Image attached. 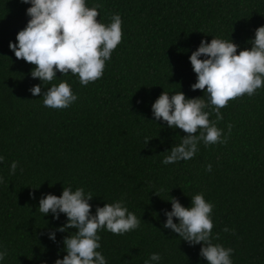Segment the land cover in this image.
Instances as JSON below:
<instances>
[{
	"label": "trees",
	"instance_id": "1",
	"mask_svg": "<svg viewBox=\"0 0 264 264\" xmlns=\"http://www.w3.org/2000/svg\"><path fill=\"white\" fill-rule=\"evenodd\" d=\"M97 3L103 5L99 22L121 16L122 41L102 78L87 86L78 75L57 72L51 84L66 81L78 99L51 109L43 95L29 91L42 84L30 75L34 66L9 48L30 19V4L0 0V251L7 250L0 264H54L66 255L63 238L76 230L49 239L67 217L44 215L39 200L69 186L93 195V214L98 205L123 199L140 219L139 228L123 235L98 232L97 251L107 264H207L199 255L202 244L190 246L163 227L172 197L190 207L197 193L213 204V237L219 234L213 243L234 250L232 264H264V87L230 100L220 121L210 105L205 108L227 143L201 141L192 159L173 164L162 161L185 133L155 121L151 108L164 91L209 103L206 93L191 88L197 79L192 51L212 38L232 39L238 52L251 48L264 25V0H86L88 7ZM152 253L161 259L150 261Z\"/></svg>",
	"mask_w": 264,
	"mask_h": 264
},
{
	"label": "clouds",
	"instance_id": "2",
	"mask_svg": "<svg viewBox=\"0 0 264 264\" xmlns=\"http://www.w3.org/2000/svg\"><path fill=\"white\" fill-rule=\"evenodd\" d=\"M30 4L26 14L30 17L26 26L18 31L16 42H9V48L19 60L33 65L31 77L39 79L42 84L33 85L29 91L33 96L43 95V105L51 109H65L78 97L72 92L66 81L51 84L57 72L78 75L79 82L87 86L102 78L106 61L122 41V19L116 13L111 15V22L101 23L97 19L98 9L102 4L88 7L86 0H21ZM251 48L237 51L239 45L231 40L212 38L209 43L201 40L200 45L192 51L189 59L196 74V82L191 85L193 91L199 89L207 94L209 103L202 97L188 98L180 91L175 94L162 92L151 105L155 121L163 120L167 127L180 129L182 141L170 148L162 163L173 164L192 159L198 151L199 142L207 145L227 143L222 139L223 130L216 121L223 119L220 111L230 100L244 95L252 96L264 87V25L257 27L255 37L250 41ZM201 57H204L203 59ZM43 84L51 87L42 92ZM212 107L216 121L210 120V113L205 108ZM232 125H228L229 133ZM198 133V134H197ZM149 140L145 141L147 145ZM168 151V150H166ZM4 160L0 156V162ZM18 162L13 161L10 172L15 173ZM212 165L206 166L211 171ZM3 178L0 177V183ZM34 197V193H30ZM93 195L85 193L82 187L75 191L63 187L62 194L42 195L39 211L44 215L52 214L59 219L63 213L67 217L64 225L48 233L55 242L56 231L69 233L63 238L66 255L57 258L54 264H107L104 255L97 251L101 247L102 229L123 235L140 227V219L125 206L123 199L113 203L97 206L95 214L89 203ZM171 211L165 210L167 217L164 228L171 229L190 246L202 244L199 255L207 264H232V248H225L213 243L219 234L213 237V204L206 201L203 193L191 197V206H183L179 199L172 197ZM177 218L178 223L173 221ZM229 232L227 226L223 229ZM232 234L235 230L232 229ZM7 255V250L0 251V261ZM159 253H152L150 261H159ZM47 264V262H42ZM149 264V261H145Z\"/></svg>",
	"mask_w": 264,
	"mask_h": 264
}]
</instances>
